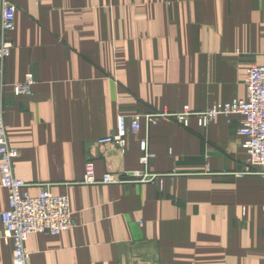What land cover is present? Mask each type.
<instances>
[{
    "label": "crops",
    "instance_id": "obj_1",
    "mask_svg": "<svg viewBox=\"0 0 264 264\" xmlns=\"http://www.w3.org/2000/svg\"><path fill=\"white\" fill-rule=\"evenodd\" d=\"M13 1L0 78L13 175L32 197L67 196L73 218L57 236L28 237L30 263L264 264V179L242 175L241 117L129 127L136 114L244 99L246 68L264 64V0ZM27 74L31 94L15 97ZM121 118L123 153L92 150L97 180L108 165L169 175L161 184L81 183L92 144ZM142 141L154 155L145 168ZM11 252L0 219V264Z\"/></svg>",
    "mask_w": 264,
    "mask_h": 264
},
{
    "label": "built area",
    "instance_id": "obj_2",
    "mask_svg": "<svg viewBox=\"0 0 264 264\" xmlns=\"http://www.w3.org/2000/svg\"><path fill=\"white\" fill-rule=\"evenodd\" d=\"M0 6L1 78L2 64L13 48L10 36L15 28L16 6L13 0H0ZM34 84L33 76L27 74L21 83L12 86L14 96H29ZM243 84L244 99L234 98L227 103L214 104L201 112L191 111L188 107H184L177 113L161 110L136 114L129 118L130 130L133 133L138 132L141 123L153 126L171 122L186 127L190 118H195L199 126L204 127L219 116L228 118L232 115H239L241 123L237 134L243 139L242 148L247 156L242 175L252 174L264 179V64L248 66L245 70ZM0 86L2 87V83ZM3 113L4 110L0 105V188L6 191L8 203L7 209L0 214L2 237L12 244L11 264H31L29 253L25 249L28 237L32 234L57 236L73 227V218L67 196H55L46 189H41L36 197H32L25 190V183L13 175V161L18 156V152L10 148L6 142ZM119 123L117 133L100 138L92 144L89 157L85 161L81 183L84 185L161 183L163 176L144 175L142 171L113 175L108 165L105 174L97 180L93 161L95 153L92 150L104 153L103 150L109 148L122 154L125 148L124 118H121ZM140 151L142 155L139 158V164L145 168L154 155L148 152L145 141L140 143ZM136 177L142 179L136 180ZM151 178H154L155 182L151 181Z\"/></svg>",
    "mask_w": 264,
    "mask_h": 264
},
{
    "label": "rangeland",
    "instance_id": "obj_3",
    "mask_svg": "<svg viewBox=\"0 0 264 264\" xmlns=\"http://www.w3.org/2000/svg\"><path fill=\"white\" fill-rule=\"evenodd\" d=\"M15 85V84H14ZM13 86V85H12ZM16 97V96H15ZM206 110V109H205ZM163 111V110H162ZM204 111V110H203ZM197 112H201V111H197ZM170 113H172V112H170ZM174 113H177V112H174ZM191 119V118H190ZM189 119V120H190ZM189 122V121H188ZM170 123V122H169ZM182 126V125H181ZM187 126H188V124H187ZM204 127H206V126H204ZM150 162V161H149ZM110 167V166H109ZM110 171H111V173L113 174V175H117V173H123V172H126V171H118V170H114L113 168H111L110 167ZM131 174L132 173H134V172H130ZM143 174H144V172H143ZM144 175H151V174H144ZM132 176V175H131ZM156 176H163V178L162 179H164L165 177H169V175H156ZM150 177V176H149ZM141 180L142 178H138V177H136V180ZM151 181H154V178H151ZM155 182V181H154ZM162 183V182H161ZM161 183H158V182H155V183H153V184H161Z\"/></svg>",
    "mask_w": 264,
    "mask_h": 264
}]
</instances>
